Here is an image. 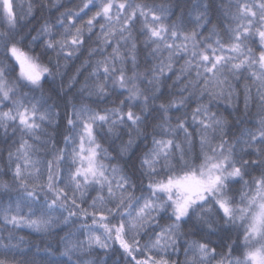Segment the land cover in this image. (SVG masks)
I'll list each match as a JSON object with an SVG mask.
<instances>
[{"label":"snow or ice","instance_id":"snow-or-ice-1","mask_svg":"<svg viewBox=\"0 0 264 264\" xmlns=\"http://www.w3.org/2000/svg\"><path fill=\"white\" fill-rule=\"evenodd\" d=\"M175 8L168 0H80L66 7L55 24L41 28L48 37L47 47H59L65 57L89 45L91 37L97 47L89 45L90 54L111 49L95 59L90 72L95 79L84 85L89 95L105 93L108 81L114 80L129 98L141 96L135 77L128 76L129 65L138 67L141 56L149 64L148 83L154 95L159 93L155 100L160 103L154 110L151 146L142 152L140 164L155 176L147 185L151 193L166 199L145 200L134 212L129 207L117 217L119 209L109 207L112 200L126 203L127 177L119 165L110 166L111 175L106 171L108 154L101 158L98 129L118 134L124 124L130 130L134 127L136 135L120 147L127 152L146 132L139 106L119 99V106L104 110L87 105L66 108L58 144L57 132L49 126L61 114L43 96L15 95L0 78V264H36L32 234L48 233L53 223L77 221V230L62 238L65 255L87 250L113 258V264L115 260L171 264L167 250L180 225L163 221L164 230L145 241L142 230L148 210L170 203L175 220L182 221L209 197L214 198L220 219L231 222L238 234L233 241L229 229L216 236L219 243H213L214 234H201L191 243L189 264H264V0H188L179 11ZM214 8L215 20L210 18ZM0 22L16 25L13 0H0ZM10 52L21 77L40 86L48 69L23 49L12 47ZM177 57L183 61L178 72L173 71ZM166 73L172 74L173 82L187 75L190 79L183 89L192 84L209 97L230 99L234 93L240 95L238 87L243 88L244 108L254 102L260 116L242 132L239 152L234 146L225 150L221 143L220 156L209 154L214 151L213 138L223 129L222 119L206 103H197L190 114L181 115L184 97L161 91L170 87ZM188 120L200 125L196 131L204 160L199 170L186 166L175 171V157L178 154L184 161V144H192L194 130ZM228 184L236 188L239 204L223 195ZM115 189H120L119 194ZM88 192L95 193L90 202L83 200ZM25 230L27 234H22ZM84 264L95 260L90 256Z\"/></svg>","mask_w":264,"mask_h":264},{"label":"clouds","instance_id":"clouds-1","mask_svg":"<svg viewBox=\"0 0 264 264\" xmlns=\"http://www.w3.org/2000/svg\"><path fill=\"white\" fill-rule=\"evenodd\" d=\"M80 0H13L17 23L14 27L8 26L6 23L0 22V78L6 80L12 87L15 95H21L25 92L29 93L28 98H43L47 103L53 106L54 112H59L61 115L56 117V120L49 127L51 130L57 132L55 139L58 144L60 141L59 133L65 130L63 124V114L65 109H71L73 106L87 105L94 109L104 110L119 106V99H125L128 105L139 106L141 115V124L147 125L144 136L139 137L134 141L127 152H121L120 147L126 144L130 136H135V130L129 129L127 124L121 126L118 134H111L104 130L98 129V135L103 145L102 155L108 154L105 160L106 171L111 175V165H119L123 169L124 175L127 177V187L124 188L126 203L120 204L118 199L112 200L109 207L119 209L116 211L117 217L129 207L133 210L143 205L145 200L151 199L154 203L161 199L162 194L151 193L148 188L149 177L154 174H149L145 168L140 164L142 152L146 151L150 146L151 136L153 134V124L155 123L154 116L156 109L159 108L160 101L155 100V93L153 85L148 81L151 78V73L147 70L149 64L145 62V57L141 56L138 61V67L132 68L128 73L129 77H135V83L142 93L141 96L131 99L129 94L119 87V84L114 80L107 83V90L105 93H96L89 95L87 88L84 87L86 81L90 82L94 77L90 76L91 68L94 65L95 59L99 55H107L111 51L108 48L106 51H95L90 54L88 51L89 45L96 49L97 45L93 43L95 37H91L89 45H84L79 51L73 53L70 57H65L60 52L59 47L49 48L45 41L48 39L41 31L42 26L47 23L53 25L56 23L60 13L66 7H73L78 4ZM161 2V0H156ZM176 6L175 10L179 11L181 6L188 3V0H168ZM216 3V0H213ZM29 4L32 5V11L28 12ZM211 19H217L215 8L210 16ZM99 30L97 29V32ZM17 47L23 49L31 55L38 63L48 69L42 80L40 86H33L24 80L19 71V67L12 57L10 49ZM151 60L150 57L147 58ZM183 63L179 57L173 71L178 72ZM119 66V65H118ZM127 79V77H126ZM190 79L187 75L183 76L181 80H175L171 73H166L164 80L166 84L170 85L167 88H161L169 96L179 98L184 97V106L180 108L181 115L190 114L191 108L197 103H206L210 109L217 114V118L222 119L223 129L218 132L213 138L211 145L213 152L210 155L220 156V145L223 143L224 149L227 150L229 146H234L236 151H240V137L242 132L252 125L256 124L260 116L259 110L254 102H249L248 109L244 108L243 88L238 87L237 91L240 93L237 96L235 93L230 99L223 97H209L202 93L198 87L188 84L187 90H184L182 85ZM239 85L240 82H234ZM59 105V107H56ZM2 107V103H0ZM175 110V109H173ZM172 123H175V116L171 117ZM189 126L194 130L192 137V144H184L185 159L181 161L179 155L175 157L174 163L176 165L175 171H180L186 166L189 169L199 170L200 164L204 160L201 153L200 146V125L193 124L188 120ZM202 131V130H201ZM209 136L212 137V132L209 130ZM183 143V140H181ZM207 151V149H205ZM164 171L163 169H158ZM247 179V177H245ZM119 194L120 189H115ZM95 193H85L83 200L91 201ZM223 195L232 197L239 204L240 197L236 188L231 184L223 188ZM107 196V193H105ZM77 199H80L79 194ZM83 202V201H81ZM208 207L210 212H203V209ZM217 209L214 206V198L209 197L204 205H196L193 207L189 216H186L182 221H176L174 212L170 203L165 204L164 208L156 207L148 210V217L142 230V235L145 241L154 239V234L158 231L164 230L166 225L163 221L169 223L179 224L180 227L175 230V237L172 239L171 245L168 247L167 255L170 257L171 264H189L192 257L191 243L199 238L201 234L213 235V243H219L216 236H220L223 232L232 229V240L237 236V231L233 229L231 222L221 220L217 215ZM163 217V220H161ZM204 217L208 219L205 220ZM126 218V217H125ZM75 219V218H74ZM79 227V222L68 224L53 223L49 232L42 235H37L34 240L35 246L31 248L34 254L36 264H84V261L91 256L95 260V264H113V258L105 259L102 255L97 256L95 252L88 253L87 250L77 251L71 255L64 254V245L62 238L67 234L75 232ZM236 227L239 228V221L236 222ZM242 231V229H240ZM143 246V245H142ZM37 247L40 251H37ZM48 248L49 251H44ZM99 251V250H97ZM211 259V258H210ZM114 264H123V261L115 260ZM227 264V262H226Z\"/></svg>","mask_w":264,"mask_h":264},{"label":"trees","instance_id":"trees-1","mask_svg":"<svg viewBox=\"0 0 264 264\" xmlns=\"http://www.w3.org/2000/svg\"><path fill=\"white\" fill-rule=\"evenodd\" d=\"M28 230H25L24 233L22 234H27ZM33 240H36L38 237H37V234H32V237H31Z\"/></svg>","mask_w":264,"mask_h":264}]
</instances>
